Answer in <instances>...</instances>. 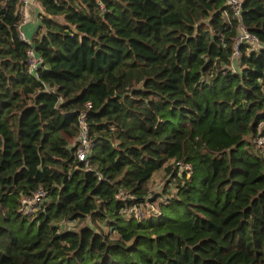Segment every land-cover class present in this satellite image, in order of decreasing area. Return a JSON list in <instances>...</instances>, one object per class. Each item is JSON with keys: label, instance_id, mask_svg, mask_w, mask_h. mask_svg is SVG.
Masks as SVG:
<instances>
[{"label": "trees", "instance_id": "obj_1", "mask_svg": "<svg viewBox=\"0 0 264 264\" xmlns=\"http://www.w3.org/2000/svg\"><path fill=\"white\" fill-rule=\"evenodd\" d=\"M38 1L28 41L0 0V264H264V0Z\"/></svg>", "mask_w": 264, "mask_h": 264}, {"label": "built area", "instance_id": "obj_2", "mask_svg": "<svg viewBox=\"0 0 264 264\" xmlns=\"http://www.w3.org/2000/svg\"><path fill=\"white\" fill-rule=\"evenodd\" d=\"M20 1L22 2V20L19 23L20 36L25 40L31 41L24 29V24L29 19L28 15L30 14L31 1L30 0H20ZM228 2L231 4L233 8L234 16L240 18L242 11V0H228ZM242 42L249 43L253 49H259L264 47V42L258 37L257 34L250 31L240 19L238 23V35L235 42L236 49L239 43ZM238 53L239 51L236 50L235 55L237 56ZM27 60L29 64V70L31 72H36L43 61V57L37 52L34 46H30L27 49ZM80 122H81V131L78 136L77 154L80 159L88 160V155L92 149L93 141L89 134V126L85 114L81 115ZM257 143L259 147H261V149L264 151L263 135L257 136ZM178 163H180L181 168L183 170H188L189 172L192 171V165L190 163L184 161H178ZM46 197H47V190L44 187H40L39 189L34 191L31 195L23 197L22 198L23 212L26 214L34 213L40 207V205L46 199ZM151 205L152 204H150V207ZM151 208L156 210V205H152ZM127 210L138 218L140 217L142 218L147 213V210L145 211V207L139 205H132Z\"/></svg>", "mask_w": 264, "mask_h": 264}, {"label": "rangeland", "instance_id": "obj_3", "mask_svg": "<svg viewBox=\"0 0 264 264\" xmlns=\"http://www.w3.org/2000/svg\"><path fill=\"white\" fill-rule=\"evenodd\" d=\"M134 174H135V172H134ZM133 173H131L130 174V179H128V180H126L125 181V184H126V186L127 187H129L130 185H131V182H132V180L134 179V177H135V175H134ZM168 178H169V176L166 174V172H165V170L164 169H160V170H158V171H156L155 173H154V175H153V177H152V179L150 180V182H149V185H148V188H149V191H151V193H154V192H156V193H164L165 192V190H164V186H165V184H166V182H167V180H168ZM173 184H175V183H173ZM170 187V184L169 185H167V188H169ZM170 190L172 191V192H174L175 191V189H174V187H172L171 186V188H170ZM162 196V195H161ZM158 198H157V201L159 200V197L160 196H157ZM148 203H155V204H152V205H156V210H159V206H158V203L156 202V201H150V202H148ZM152 205H151V207H152ZM145 207V206H144ZM147 207L148 206H146L145 207V211L147 210ZM152 211H154V210H149V211H147V212H152ZM178 216H185V212H182V214H178ZM90 220H85V221H83V222H80V221H74V222H71L70 223V225L71 226H75L77 223H78V225H79V227L82 225V224H84V223H86V222H89ZM76 223V224H75ZM102 227H106V224H104Z\"/></svg>", "mask_w": 264, "mask_h": 264}, {"label": "crops", "instance_id": "obj_4", "mask_svg": "<svg viewBox=\"0 0 264 264\" xmlns=\"http://www.w3.org/2000/svg\"><path fill=\"white\" fill-rule=\"evenodd\" d=\"M30 14L28 15L29 19L24 24V29L27 36L31 40L34 34L36 33L37 27L40 24L39 13L44 12V9L41 3L38 0H30ZM57 18H60L57 16ZM238 55L235 57V59Z\"/></svg>", "mask_w": 264, "mask_h": 264}]
</instances>
